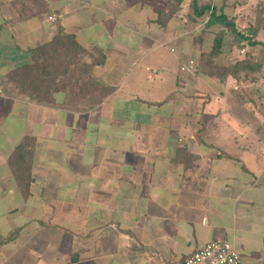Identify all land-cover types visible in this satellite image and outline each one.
I'll return each instance as SVG.
<instances>
[{
	"label": "crops",
	"instance_id": "0c3cea01",
	"mask_svg": "<svg viewBox=\"0 0 264 264\" xmlns=\"http://www.w3.org/2000/svg\"><path fill=\"white\" fill-rule=\"evenodd\" d=\"M188 5L0 0V264H183L215 239L264 264V48L227 33L248 68L199 72L222 27ZM58 33L106 88L92 108L9 89Z\"/></svg>",
	"mask_w": 264,
	"mask_h": 264
},
{
	"label": "trees",
	"instance_id": "16d2710c",
	"mask_svg": "<svg viewBox=\"0 0 264 264\" xmlns=\"http://www.w3.org/2000/svg\"><path fill=\"white\" fill-rule=\"evenodd\" d=\"M228 1L225 0V2L217 5L211 0V2L207 1L201 5L198 0H189V17L187 22L190 26L194 27L207 18V21L204 23L205 26L218 24L222 27L221 30L215 33L212 49L207 57L201 56L199 59L201 69L199 72L224 75L230 71L231 67L235 69V64L236 71L248 68V61L235 60L236 62L231 64L227 54H222L223 38L227 33L231 35V44L237 48L246 46L249 47L248 51L250 52L256 45H261L264 48V43L257 37L259 32L264 30V20H262V18L264 19V3L257 2L255 6L258 8L256 15L253 13L252 17L246 20L245 26L240 28L237 23L236 14H229L227 12L228 10L226 11L227 5L224 4ZM242 2L244 3L243 0H232L231 4L236 7H241ZM62 43L64 45L63 47L61 46ZM83 50L72 36L58 33L50 42L34 49L31 53L33 64H26L14 69L8 75L9 82H12L11 84L18 94L25 95L29 99H34L37 102L54 104V96L56 93L64 92L67 94V98V90L74 94L73 86L71 85L72 81L65 82L62 79L73 71L81 70V74L83 76L85 75V79H87V83L83 79L81 81L82 84L77 87L78 92L82 93L84 89H87L90 80H93L94 77L92 75V68L89 67L91 65L86 64L84 67L80 66L83 65V63L79 62L82 61L80 52ZM40 59H42L43 63L36 64L35 62H40ZM76 61L78 62L76 63ZM256 67L251 70H256ZM235 70L232 72H235ZM104 94H101L98 99H93L90 96L89 100L79 101L82 105L80 107L88 109L96 106ZM64 104L69 103L66 100Z\"/></svg>",
	"mask_w": 264,
	"mask_h": 264
},
{
	"label": "rangeland",
	"instance_id": "374dc122",
	"mask_svg": "<svg viewBox=\"0 0 264 264\" xmlns=\"http://www.w3.org/2000/svg\"><path fill=\"white\" fill-rule=\"evenodd\" d=\"M202 5V3H206L207 1L208 2H211V0H199ZM215 2V4L219 5L221 2H225V0H213ZM241 1V0H240ZM244 1V0H243ZM263 2L264 3V0H251L250 1V4H245V2L243 3L242 2V7H236L234 6L233 4H231L232 1H228L226 4L224 5H227L226 7V11L229 13V14H236V17H237V23H238V26L240 28L244 27L245 26V23H246V20L251 18L253 13H255L256 15V10L258 8H256V4L257 2ZM256 8V9H255ZM262 20H264L262 18ZM261 33V31H260ZM258 37V36H257ZM259 39V37H258ZM61 46L63 47V43L61 44ZM83 52V51H82ZM80 52V54L82 53ZM46 56V55H45ZM88 56V55H86ZM40 62H35L36 64H39V63H43L42 62V59L39 60ZM78 61H76L77 63ZM80 63H83V65H80V66H83L86 65L84 64L83 61H79ZM74 63V64H76ZM33 64V63H32ZM39 68V67H38ZM37 68V69H38ZM79 68H82V67H79ZM86 68V67H85ZM52 69V67H51ZM84 79V82L87 83V79H85V75L83 76L81 74V70H77V71H73L71 73H69L66 77H64L62 80H64L65 82L67 81H72L71 85L73 86V91H74V94L73 93H70L68 90H67V93H68V98H67V101H68V105L70 106H73V107H78V106H82L80 104L79 101H86V100H89V97L91 96L93 99H98V97H100L101 94H104V92L106 91V88L102 85L99 84V82L96 80L97 77H93V81L92 79L90 80L89 82V86L87 87V89L83 90L82 93H79L78 90H77V87H79V85L82 84V80ZM75 81H77L75 83ZM9 82V81H8ZM11 82V81H10ZM12 83V82H11ZM11 89V92H16V89L12 86H10ZM89 94H87L86 93ZM76 93V94H75ZM72 96V97H71Z\"/></svg>",
	"mask_w": 264,
	"mask_h": 264
},
{
	"label": "built area",
	"instance_id": "2783aa9c",
	"mask_svg": "<svg viewBox=\"0 0 264 264\" xmlns=\"http://www.w3.org/2000/svg\"><path fill=\"white\" fill-rule=\"evenodd\" d=\"M48 19L54 21L56 16L50 15ZM193 64L190 61L187 66H182V69L191 70ZM240 261L239 252L228 241L215 239L194 250L185 258L183 264H239Z\"/></svg>",
	"mask_w": 264,
	"mask_h": 264
}]
</instances>
